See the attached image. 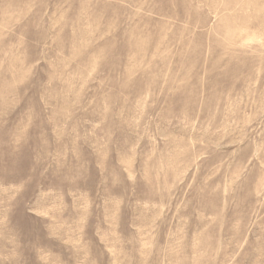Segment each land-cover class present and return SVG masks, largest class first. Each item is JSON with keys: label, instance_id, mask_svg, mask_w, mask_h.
I'll return each mask as SVG.
<instances>
[{"label": "rangeland", "instance_id": "obj_1", "mask_svg": "<svg viewBox=\"0 0 264 264\" xmlns=\"http://www.w3.org/2000/svg\"><path fill=\"white\" fill-rule=\"evenodd\" d=\"M0 264H264V0H0Z\"/></svg>", "mask_w": 264, "mask_h": 264}]
</instances>
